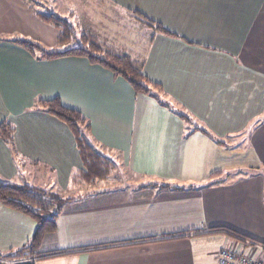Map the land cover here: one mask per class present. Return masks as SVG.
<instances>
[{"label":"crops","instance_id":"1","mask_svg":"<svg viewBox=\"0 0 264 264\" xmlns=\"http://www.w3.org/2000/svg\"><path fill=\"white\" fill-rule=\"evenodd\" d=\"M46 7L69 9L80 35L141 63L160 92L136 94L84 58L37 59L13 44L58 46L37 16ZM55 98L88 120L92 146L129 178L74 183L83 169L74 136L36 109ZM2 122L17 157L0 138V180L68 193L38 250L62 255L33 264H216L239 238L264 258V0H0ZM34 230L0 204V254Z\"/></svg>","mask_w":264,"mask_h":264},{"label":"trees","instance_id":"2","mask_svg":"<svg viewBox=\"0 0 264 264\" xmlns=\"http://www.w3.org/2000/svg\"><path fill=\"white\" fill-rule=\"evenodd\" d=\"M133 15L145 25L153 28L157 33L175 36L161 25L141 17L140 14L133 13ZM37 16L42 22L57 31V45L59 48L75 41L72 36L73 27L68 20L53 13H40ZM76 40V46L56 51H47L35 43L24 40H14L12 43L23 48L31 55L38 53L37 59L84 58L90 64L99 65L110 71L115 77L124 78L136 94L152 95V91L160 92V87L151 83L142 74L143 66L141 63L132 60L128 56L106 50L91 34L80 35L79 39ZM36 109L54 115L68 127L74 136L83 167L82 171L72 179L74 183L93 184L109 177L113 169L112 163L92 146L89 138L90 126L86 118L79 112L62 106L57 98L50 101L38 99L36 101ZM12 134L13 129L10 124L2 122L0 124V138L9 146L12 156L16 158L17 153L13 144ZM51 196L48 201V195L42 189L27 185H13L0 180V204L30 217L35 222V230L28 243L18 250L0 254V260L14 261L17 259L21 260L19 264H33L34 260L50 259L62 255L54 254L41 257L38 252L43 236L55 231L56 218L60 213L62 204L66 201L59 195ZM53 207H56L55 212L52 211Z\"/></svg>","mask_w":264,"mask_h":264},{"label":"rangeland","instance_id":"3","mask_svg":"<svg viewBox=\"0 0 264 264\" xmlns=\"http://www.w3.org/2000/svg\"><path fill=\"white\" fill-rule=\"evenodd\" d=\"M67 10H69V9H66V11ZM39 11H41V13L42 14H51V13H53V14H55V15H57V16H59V17H61V18H64V19H66V20H68L70 23H71V25L72 26H74V28H73V38H74V40L75 41H77L76 39H79V36H80V30H81V27H79V26H76V25H74L72 22H71V19H70V17H69V19H68V17L66 16V11H63V12H61V11H59V9H58V7H46V8H44V9H39ZM68 12V11H67ZM73 20H75V19H73ZM37 45H39L40 47H42V48H47L48 49V51H56V50H64V49H67V48H70L71 46H72V42L71 43H68V44H66L64 47H62V48H59V46H53V47H51L50 49H49V47H44V45H42V44H38V43H36ZM240 155H236V157H235V161L236 160H238ZM114 158V157H113ZM109 159V158H108ZM115 160H118V159H116L115 158ZM111 161V163H112V166H113V169H112V171L110 172V175H109V177H111V178H129L131 175H130V173L128 172V170L126 169V168H124V165L122 164V162L121 161H119V163H117L116 164V162L114 161V160H110ZM122 164V165H121ZM79 184V183H78ZM88 188H84V187H81L80 189H78L77 191H78V193H81V192H83V191H86ZM47 195H48V201H49V199L52 197L51 195H58V194H52L51 192L49 193V192H45ZM65 195H63L65 198H67L66 196H68V193H64ZM73 194V193H72ZM82 195V194H81ZM60 196V195H59ZM62 199L64 198V197H62V195L60 196ZM76 197V196H75ZM75 197H72V198H75ZM55 210H56V207H53L52 208V211L53 212H55ZM21 262V260H14V261H8V260H3V259H1L0 260V264H19Z\"/></svg>","mask_w":264,"mask_h":264},{"label":"built area","instance_id":"4","mask_svg":"<svg viewBox=\"0 0 264 264\" xmlns=\"http://www.w3.org/2000/svg\"><path fill=\"white\" fill-rule=\"evenodd\" d=\"M244 243L232 245L220 249L216 254V264H264V258H257L259 252L257 244L241 239Z\"/></svg>","mask_w":264,"mask_h":264}]
</instances>
